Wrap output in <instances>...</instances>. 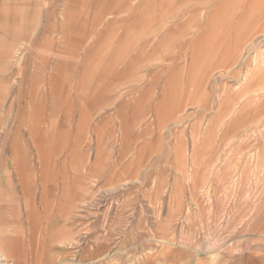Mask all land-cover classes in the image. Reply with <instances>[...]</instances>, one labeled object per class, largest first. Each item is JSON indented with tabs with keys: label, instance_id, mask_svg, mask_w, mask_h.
Wrapping results in <instances>:
<instances>
[{
	"label": "rangeland",
	"instance_id": "obj_1",
	"mask_svg": "<svg viewBox=\"0 0 264 264\" xmlns=\"http://www.w3.org/2000/svg\"><path fill=\"white\" fill-rule=\"evenodd\" d=\"M3 12L0 264H264V0Z\"/></svg>",
	"mask_w": 264,
	"mask_h": 264
},
{
	"label": "crops",
	"instance_id": "obj_2",
	"mask_svg": "<svg viewBox=\"0 0 264 264\" xmlns=\"http://www.w3.org/2000/svg\"><path fill=\"white\" fill-rule=\"evenodd\" d=\"M6 9V8H5ZM4 14V16H3V18H1L0 19V27H1V30H2V36H0V38L1 39H3V41H5V43H4V46H7V47H10V48H8L9 50H8V53H7V56L5 57L6 58V61H7V59H8V62H10V60H11V52H12V50H13V44H10V46L7 44V42H8V39H7V37H8V35H9V33H10V31H12L15 27H13L12 26V23H11V20H10V18H9V20H8V18H7V12H3ZM23 17H24V14H23V11L18 7V11L16 12V15H15V18H14V21H16V23L18 24V27H17V29L19 30V31H21V30H23V25H22V20H23ZM15 30V29H14ZM25 30V29H24ZM229 32H230V30H229ZM228 48H229V50H228V53H227V51L224 53V54H220V58L217 60V64L220 62L221 64L222 63H228L230 66H233L234 65V63L237 61V55H238V50H237V48H236V39H235V35H233V36H231V35H229V37H228ZM216 44V43H215ZM215 46V45H214ZM14 54H16V56L14 55L13 57L15 58L14 60H15V62H17V63H21V60H22V56H23V54H22V50H15L14 52H13ZM10 54V55H9ZM5 60V59H4ZM109 70L110 69H107V70H105V73L107 74V72H109ZM105 73H104V75H103V80L105 81V80H107V78L108 79H110V75H105ZM232 80L234 81V79L232 78ZM233 91H234V89H233ZM94 92V100H95V103L98 101V100H100L99 101V103H104V104H108V103H112V100L111 99H109L108 97L106 98V96L104 97V98H102V100H101V98L99 97H95V90L93 91ZM91 91L89 90V92H88V97L90 98V96H91ZM232 96H233V98H234V102H233V104L235 103V94L233 93L232 94ZM93 98V96H91V98H90V100ZM96 99H98V100H96ZM225 105V104H224ZM235 105V104H234ZM108 117V116H107ZM189 162H188V164L190 165L189 167H191V160L189 159L188 160ZM207 162V161H206ZM191 176V175H190ZM192 177V176H191ZM5 259V258H4ZM5 261V260H4Z\"/></svg>",
	"mask_w": 264,
	"mask_h": 264
},
{
	"label": "bare ground",
	"instance_id": "obj_3",
	"mask_svg": "<svg viewBox=\"0 0 264 264\" xmlns=\"http://www.w3.org/2000/svg\"><path fill=\"white\" fill-rule=\"evenodd\" d=\"M4 260H6V259H4V258H2V257L0 256V262H1V261H4Z\"/></svg>",
	"mask_w": 264,
	"mask_h": 264
}]
</instances>
